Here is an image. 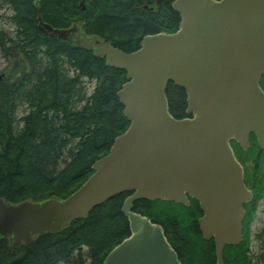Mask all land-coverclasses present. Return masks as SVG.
Segmentation results:
<instances>
[{
	"label": "water",
	"instance_id": "obj_1",
	"mask_svg": "<svg viewBox=\"0 0 264 264\" xmlns=\"http://www.w3.org/2000/svg\"><path fill=\"white\" fill-rule=\"evenodd\" d=\"M172 9L181 19L177 32L147 36L131 54L88 35L84 23L55 29L39 17L47 37L74 42L127 73L118 97L130 127L69 198H0V240L12 250L59 234L123 194H131L122 210L131 235L103 264H182L164 229L134 211L139 201H197L217 264L226 247L242 243L254 195L231 143L247 151L254 135L264 150V0H175ZM170 84L185 90L188 117L172 116Z\"/></svg>",
	"mask_w": 264,
	"mask_h": 264
},
{
	"label": "trees",
	"instance_id": "obj_2",
	"mask_svg": "<svg viewBox=\"0 0 264 264\" xmlns=\"http://www.w3.org/2000/svg\"><path fill=\"white\" fill-rule=\"evenodd\" d=\"M174 1L2 0L14 12L11 20L17 36L0 31V51L7 61L0 73V198L14 204L69 198L130 127L118 97L127 73L108 67L105 59L74 42L47 37L39 30V17L55 29L85 23L88 35L131 54L146 36L178 30L181 19L172 9ZM86 83L95 84L90 97ZM167 97L172 116L188 117L185 90L170 84ZM19 103L34 114L18 117ZM235 149L255 176V197L246 207L243 242L225 249V264H254L255 259L264 264V228L257 235L256 257L250 248V226L264 201V150L254 136L249 151L237 144ZM61 165H66L62 171ZM130 196H117L87 218L28 248L18 246L13 251L8 239L0 240V264H103L131 235L122 212ZM134 211L167 229L183 264L217 263L215 243L204 240L193 209L141 201L134 204Z\"/></svg>",
	"mask_w": 264,
	"mask_h": 264
},
{
	"label": "rangeland",
	"instance_id": "obj_3",
	"mask_svg": "<svg viewBox=\"0 0 264 264\" xmlns=\"http://www.w3.org/2000/svg\"><path fill=\"white\" fill-rule=\"evenodd\" d=\"M14 16L13 10L5 5L2 0H0V31L8 34L10 37L15 38L17 36V27L12 22V17ZM7 61L3 57L1 51H0V73L6 68ZM87 82L86 80H84ZM86 96L90 97L93 94L95 84H88L86 83ZM83 103L81 107L84 105ZM79 109H81L80 106H78ZM90 158H87V161ZM66 165H61L60 171L65 169ZM264 228V201L261 200L258 204L256 216L254 219V222L250 226L251 231V238H250V248H251V254L255 257L260 252V241L257 239V235L260 233V231ZM254 264H259L258 259L254 260Z\"/></svg>",
	"mask_w": 264,
	"mask_h": 264
},
{
	"label": "flooded vegetation",
	"instance_id": "obj_4",
	"mask_svg": "<svg viewBox=\"0 0 264 264\" xmlns=\"http://www.w3.org/2000/svg\"><path fill=\"white\" fill-rule=\"evenodd\" d=\"M176 32V31H175ZM175 32H173V33H175ZM172 34V33H171ZM261 87L263 88V90H264V83H263V80H262V82H261ZM231 145H232V147H233V149H234V151L235 152H237V150L235 149V145H234V142H232L231 143ZM238 158V157H237ZM238 160H239V158H238ZM240 161V160H239ZM241 162V161H240ZM242 163V162H241ZM243 165V164H242ZM243 167H244V172H245V185H246V187L253 193V195L255 196V194H254V191H255V183H256V179H255V176H253V174H251L250 173V171H249V169H247L244 165H243ZM189 199V204H188V206H185V205H183V204H176V203H173V202H171V204H174V205H178V206H181V207H183V208H185V209H193L194 210V214L196 213L197 214V216H199V218H198V220H197V223H198V226H199V220L204 216V214H203V212H202V210H201V208H200V204L197 202V201H195V200H193V199H191V198H188ZM253 200H254V198H253ZM139 202H141V201H139ZM147 202H151V201H147ZM155 202H158V201H155ZM160 202V201H159ZM252 202V201H251ZM250 202V203H251ZM165 203H168V202H165ZM249 203V204H250ZM247 207V206H246ZM245 207V209H246V211H247V208ZM199 212V213H198ZM159 226H161V225H159ZM163 229H164V231H165V234H166V237L168 238V240H169V242L171 243V240L169 239V236H168V233H167V229L165 228V227H163V226H161ZM199 230H200V226H199ZM200 233H201V230H200ZM201 235H202V233H201ZM203 236V235H202ZM204 238V237H203ZM37 241V240H36ZM35 241V242H36ZM207 241V240H206ZM208 242H214L215 243V241L214 240H211V241H208ZM21 247H24V246H21ZM25 248V247H24ZM26 248H28V247H26ZM14 251V250H13ZM181 260V259H180ZM181 262H182V260H181ZM183 264V263H182Z\"/></svg>",
	"mask_w": 264,
	"mask_h": 264
},
{
	"label": "bare ground",
	"instance_id": "obj_5",
	"mask_svg": "<svg viewBox=\"0 0 264 264\" xmlns=\"http://www.w3.org/2000/svg\"><path fill=\"white\" fill-rule=\"evenodd\" d=\"M174 3V2H173ZM173 5V4H172ZM81 7H82V10H86V6H85V4L84 3H82V5H81ZM174 11V10H173ZM176 13V12H175ZM177 14V13H176ZM85 24V23H84ZM87 25V24H86ZM161 33H166V32H161ZM158 34H160V33H158ZM153 35H156V34H153ZM148 36H150V35H148ZM147 37V36H146ZM143 41V40H142ZM18 111L19 112H21V114H19L18 115V117H23V116H27V115H31V114H34V111H32V109H29L28 107H23V103H19V107H18ZM18 112V113H19ZM17 116V113H16V115L14 116V117H16ZM227 248V247H226ZM217 264V263H216ZM224 264H225V260H224Z\"/></svg>",
	"mask_w": 264,
	"mask_h": 264
}]
</instances>
